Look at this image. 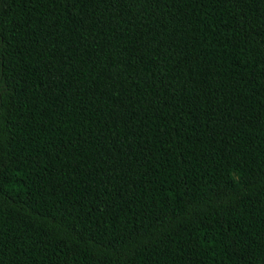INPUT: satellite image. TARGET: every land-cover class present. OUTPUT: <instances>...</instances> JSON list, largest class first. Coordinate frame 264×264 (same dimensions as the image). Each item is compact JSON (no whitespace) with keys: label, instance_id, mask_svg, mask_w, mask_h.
Masks as SVG:
<instances>
[{"label":"trees","instance_id":"obj_1","mask_svg":"<svg viewBox=\"0 0 264 264\" xmlns=\"http://www.w3.org/2000/svg\"><path fill=\"white\" fill-rule=\"evenodd\" d=\"M0 264H264V0H0Z\"/></svg>","mask_w":264,"mask_h":264}]
</instances>
